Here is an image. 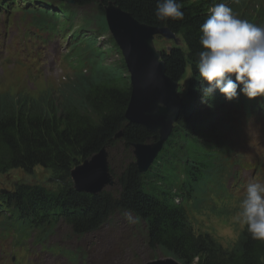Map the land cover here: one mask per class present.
Here are the masks:
<instances>
[{"label": "trees", "instance_id": "1", "mask_svg": "<svg viewBox=\"0 0 264 264\" xmlns=\"http://www.w3.org/2000/svg\"><path fill=\"white\" fill-rule=\"evenodd\" d=\"M22 2L26 5L8 0L6 12L29 15L21 24L23 34L33 36V44L61 38L67 46L61 56L72 75L56 85L57 91L48 89L37 96L22 89L13 95L8 90L0 93V174L22 169L34 175L42 166L51 172L52 183L18 179L6 194L0 193L3 230L21 237L34 233V239L43 243L61 222L82 235L115 224L120 217L131 218L153 253L180 264H264V240L252 239L246 227L225 246L196 221V214L208 204L215 209L210 191L215 187L213 192L222 191V181L237 161L232 130L239 128V137L244 135L250 115L242 103L234 109L223 104L218 89L207 103L202 101L197 90L202 78L196 67L204 50L200 28L218 3H226L241 19L264 25V0H178L184 19L166 22L155 16L158 0ZM110 3L141 23L169 27L184 43L161 51L166 72L175 81L187 70L190 74L185 105L146 171L139 170L133 148L154 140L155 132L126 117L130 72L114 37L106 41L104 36L110 34L105 17ZM91 23L97 31L89 27ZM111 51L119 58L108 61ZM98 85L90 94L89 88ZM102 149L115 164L111 172L117 189L78 191L71 170Z\"/></svg>", "mask_w": 264, "mask_h": 264}, {"label": "rangeland", "instance_id": "2", "mask_svg": "<svg viewBox=\"0 0 264 264\" xmlns=\"http://www.w3.org/2000/svg\"><path fill=\"white\" fill-rule=\"evenodd\" d=\"M2 11L3 8H0V93L8 90L13 95L22 89L30 92V95L37 96L48 89L57 91L60 86L56 85L61 84L62 81L72 75L66 74L61 64V55L67 50L66 46L62 45L61 40H52L48 43L42 65L39 61L42 55L39 46L26 43L21 39L23 25L11 26L8 24L6 22L7 16L2 15ZM14 16L19 20H29V15H23L22 12H15ZM89 27H93L95 31L98 29L94 23H91ZM104 36L106 41H114L111 33ZM152 44L159 53L173 45L184 46L180 38L171 39L164 36L154 37ZM107 56L109 58L108 61H113L119 58V53L111 51ZM189 74L190 72L187 70L182 80L178 82V90L182 99H184L183 94L189 82ZM46 75L53 76L55 79L46 80ZM99 87L101 85L89 88L88 91L90 94H94ZM252 130H254V126ZM235 149L236 152L241 150V148L236 146ZM134 150L135 147L133 148V154ZM107 164L109 171L115 166L110 161H107ZM236 168L246 176H253L252 172L242 169L241 165L240 168L238 166ZM50 177L51 172L41 166L35 168L34 175L28 174L22 169H15L8 174H0V192L2 194L7 193L4 188H10L11 182L17 179L25 182L35 180L34 182L52 186ZM240 183L241 181L238 180L236 186L238 187ZM241 199L242 197L235 203L226 204L217 202L212 198L215 205H217L215 212L207 209L202 214H196L198 224L201 227L209 228L211 222L216 221L218 232L226 240L222 241L219 237H216L227 246V244L237 238L238 233L243 229L239 224L232 221ZM209 207H211V204H208L207 208ZM134 222V219L129 218L128 220L120 217L115 224L104 225L91 233L83 235L75 234L68 224L61 223L56 234L49 236L50 243H46L45 247L49 248V252L36 251L34 248H41V245L34 247L29 242L28 247L34 251L23 260V264H71V258L68 257V254H71L70 251L72 250L75 255L81 250L85 251V256L81 258L75 256L77 260L73 264H157L167 261L158 251L153 253L143 241L139 231L135 229ZM2 237H4L3 240L1 239ZM16 239L15 233H11L8 236L7 234H0V264H13L10 257H14V248L8 242L16 241ZM22 254L24 252L21 254L17 253L15 260L18 259L19 262H22Z\"/></svg>", "mask_w": 264, "mask_h": 264}, {"label": "water", "instance_id": "3", "mask_svg": "<svg viewBox=\"0 0 264 264\" xmlns=\"http://www.w3.org/2000/svg\"><path fill=\"white\" fill-rule=\"evenodd\" d=\"M105 17L130 72L132 91L126 117L159 134V139L154 143L134 144L138 168L146 171L170 137L185 104L178 90V82L167 74L165 63L152 44L156 35L167 38H175L176 35L167 26L141 23L114 3L105 8ZM107 155V150L102 149L71 170L78 191L95 193L114 183V175L108 169ZM157 264L180 263L169 258Z\"/></svg>", "mask_w": 264, "mask_h": 264}, {"label": "clouds", "instance_id": "4", "mask_svg": "<svg viewBox=\"0 0 264 264\" xmlns=\"http://www.w3.org/2000/svg\"><path fill=\"white\" fill-rule=\"evenodd\" d=\"M182 8L178 0H158L155 16L183 20ZM209 13L200 28L204 50L196 62L202 101L207 103L217 89L228 100L241 92L249 99L264 97V25L241 19L226 3L215 4ZM232 221L246 227L252 239L264 240V181L247 183Z\"/></svg>", "mask_w": 264, "mask_h": 264}, {"label": "bare ground", "instance_id": "5", "mask_svg": "<svg viewBox=\"0 0 264 264\" xmlns=\"http://www.w3.org/2000/svg\"><path fill=\"white\" fill-rule=\"evenodd\" d=\"M7 27H9V26H7ZM139 108V107H138ZM235 156H237V157H235ZM234 157L235 158H237V161L235 162L236 164H235V167L236 166H238L239 168H240V165L242 166V169H245L244 168V165L243 164H241L240 162H238V154H236V155H234ZM42 167V166H41ZM43 168H45V167H43ZM46 169V168H45ZM12 170H15V169H11V170H9L6 174H8L10 171H12ZM34 171H35V169H34ZM46 185V184H45ZM246 186V185H245ZM193 210V209H192ZM194 213V212H193ZM61 223H65V222H61ZM60 223V224H61ZM67 224V223H66ZM59 227V226H58ZM69 227L71 228V226L69 225ZM58 229V228H57ZM56 229V230H57ZM71 230H72V228H71ZM148 232V231H147ZM80 235V234H79ZM83 235V234H82ZM49 240H50V238L48 237V239H47V241H45V242H43V243H38L37 245H41V248H34V250H36V251H48L49 252V248H46L45 246L47 245L46 243H50L49 242ZM34 247H36V245L34 246ZM51 248H52V246H51ZM33 250V251H34ZM63 252H65L64 250H63ZM68 257L69 258H71L70 259V261H71V264H73V263H75L76 262V257L74 256V255H72V254H68Z\"/></svg>", "mask_w": 264, "mask_h": 264}]
</instances>
